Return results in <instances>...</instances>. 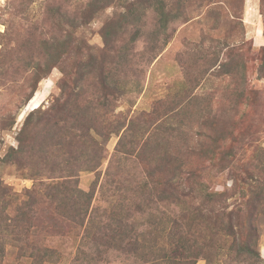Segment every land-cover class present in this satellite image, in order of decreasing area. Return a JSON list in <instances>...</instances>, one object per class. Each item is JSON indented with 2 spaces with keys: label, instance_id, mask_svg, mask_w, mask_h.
<instances>
[{
  "label": "rangeland",
  "instance_id": "obj_1",
  "mask_svg": "<svg viewBox=\"0 0 264 264\" xmlns=\"http://www.w3.org/2000/svg\"><path fill=\"white\" fill-rule=\"evenodd\" d=\"M165 1L166 34L156 0H0V264H144L88 248L50 187L71 170L101 221L143 203L123 222L164 252L180 231L196 264H264V0Z\"/></svg>",
  "mask_w": 264,
  "mask_h": 264
},
{
  "label": "trees",
  "instance_id": "obj_2",
  "mask_svg": "<svg viewBox=\"0 0 264 264\" xmlns=\"http://www.w3.org/2000/svg\"><path fill=\"white\" fill-rule=\"evenodd\" d=\"M140 1V0H138ZM153 1L154 0H149L151 7H153ZM158 2V6L154 8V11L157 13V16L159 17V23L161 25V28L165 30L164 34H166V31L168 27L170 26V21L179 19L183 17L182 14H180L181 8L179 6H170L167 8V3L165 0H156ZM190 0H179V4H188ZM188 2V3H187ZM90 3V1L88 2ZM136 1L131 2L130 4L135 7ZM180 8V10H179ZM137 13L134 16L133 20L136 25L135 27V33H140V28H141V20L140 18L141 13H139V8H136ZM145 10H147V7L144 8L142 11V15L145 14ZM96 10L95 12H97ZM125 13V12H123ZM85 21H91L92 16L85 15L84 16ZM103 38H104V43L105 47L109 46V44L113 41V35L109 30L104 31L103 33ZM155 45L152 46V49L154 50ZM87 66V64H86ZM89 67V66H87ZM93 66H90L92 68ZM106 76L104 75L103 80L106 81ZM181 172V170L179 171ZM74 171H67V175H65V179H63L61 182L53 183L50 184V187L57 191L60 194H64L67 196L69 199H73L75 197V202L73 207H71V212H73L72 217L74 218L73 220L80 221V225H84L86 222V218L89 216V221L86 225V235L85 238H89L90 242L92 243V247H88L89 249H94L97 250V256L101 255L102 250L100 249L99 245L100 243L107 244V240H121L125 241V245H120L119 248L120 250H123V254L129 255L130 259H132V263H135L136 260L141 258V262L144 264H159L158 259L160 256L162 257L161 259H181V258H187L188 256L190 257L189 261L187 264H196L197 259H198V252L192 251V246L185 245L179 243L181 240H184V233L177 231L176 233L179 234V238L177 244H175V247L171 249V252H164V249L161 247H155L156 245L152 241H158V237L151 236L149 232H133L132 229V223H124L123 219L128 220L130 216H133L131 211L136 212L138 207H140L143 203L135 201L133 198L130 199V202L128 203V206L125 208H121L120 211L123 213H129V214H124L121 217L111 219L110 221H101L102 217L101 215L97 214L96 208L93 206L91 208V204L93 201L94 197V190L92 191H86L80 186V182L78 179H76L74 176ZM193 171H190L186 177L190 178V176H193ZM181 188V183L172 180L166 179L163 188L161 190L162 194H172L173 192L180 190ZM71 221V220H70ZM116 223V224H115ZM117 225H124L123 228H120ZM133 232V233H132ZM251 240V239H250ZM197 250V249H196ZM248 254H253L255 253L258 255V252H254V247L252 246L251 243L245 244V249H244ZM105 251V250H104ZM198 251V250H197ZM86 250L84 249L83 246L79 245L78 247V253L75 256V259H82L80 255L84 254ZM87 253V252H86ZM260 256V255H259ZM74 260V258H73ZM79 260V261H80ZM74 264V263H72ZM80 264H91V261H82Z\"/></svg>",
  "mask_w": 264,
  "mask_h": 264
}]
</instances>
